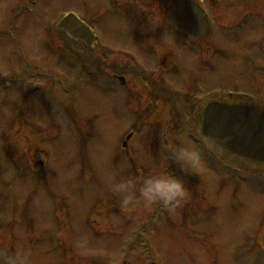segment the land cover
I'll return each mask as SVG.
<instances>
[{
	"label": "rangeland",
	"instance_id": "1",
	"mask_svg": "<svg viewBox=\"0 0 264 264\" xmlns=\"http://www.w3.org/2000/svg\"><path fill=\"white\" fill-rule=\"evenodd\" d=\"M176 1L150 13L148 0H0V257L264 264V175L245 181L213 159L186 105L227 90L264 100V0H202L211 33L188 46L165 23ZM72 10L101 35L88 66L85 45L56 29ZM181 147L199 150L196 169L176 159ZM161 166L190 199L172 214L123 211L108 177Z\"/></svg>",
	"mask_w": 264,
	"mask_h": 264
},
{
	"label": "water",
	"instance_id": "2",
	"mask_svg": "<svg viewBox=\"0 0 264 264\" xmlns=\"http://www.w3.org/2000/svg\"><path fill=\"white\" fill-rule=\"evenodd\" d=\"M167 23L188 34L193 41L204 38L210 30L202 8L191 0L170 9ZM56 28L84 40L90 48L95 41L90 28L74 14L63 18ZM194 127L211 153L226 166L249 175L264 173L263 101L237 99L232 95L209 98L196 108Z\"/></svg>",
	"mask_w": 264,
	"mask_h": 264
},
{
	"label": "clouds",
	"instance_id": "3",
	"mask_svg": "<svg viewBox=\"0 0 264 264\" xmlns=\"http://www.w3.org/2000/svg\"><path fill=\"white\" fill-rule=\"evenodd\" d=\"M175 157L187 168L196 169L200 159L195 147H181L175 150ZM109 191L118 198L123 211L131 213L139 208L159 206L172 214L180 209L189 199L190 190L185 181L164 167L153 168L143 176L129 175L127 178L108 177ZM0 264H31L30 255L23 250L14 254H4Z\"/></svg>",
	"mask_w": 264,
	"mask_h": 264
},
{
	"label": "flooded vegetation",
	"instance_id": "4",
	"mask_svg": "<svg viewBox=\"0 0 264 264\" xmlns=\"http://www.w3.org/2000/svg\"><path fill=\"white\" fill-rule=\"evenodd\" d=\"M154 1L155 0H148V4H149V6H148V9H149V12L151 13V9L153 8L152 6H153V4H154ZM234 1H236V0H234ZM240 3H243V6H244V8H241V9H249V6H248V3H249V0H239L238 2H237V4H239L240 5ZM233 4V3H232ZM234 5V4H233ZM248 6V7H247ZM242 7V6H241ZM218 9H219V7H218ZM230 9H232V6H230ZM248 12L250 11V10H247ZM247 12V13H248ZM236 13H238V15H239V13H241V11H239V12H236ZM247 17V16H246ZM245 17V18H246ZM243 18V17H242ZM242 18L241 19H239L238 21H236L237 23H235V26H230L231 28H233V27H240L241 26V24L240 23H242L241 21H242ZM247 19V18H246ZM246 19H245V21H246ZM224 23H222L221 25L222 26H224L223 25ZM240 25V26H239ZM170 30H173V28L172 27H170V26H167ZM139 28V27H138ZM167 28V29H168ZM211 32V31H210ZM138 33H140V30L138 29ZM184 42L185 43H188V41L187 40H185L184 39ZM166 57V56H165ZM169 62H171V60L169 61ZM156 63V62H155ZM157 65H156V67H159V68H161V69H164L165 67L167 68V60H164V61H162V60H158V62L156 63ZM170 67H171V65H170ZM136 68V67H135ZM139 69V68H138ZM113 76V78H116L117 79V77H119V75L118 74H114V75H112ZM127 82V81H126ZM242 92H244V93H246L247 91H243V90H241ZM186 104V103H185ZM187 106H189V107H191V108H193V104H186Z\"/></svg>",
	"mask_w": 264,
	"mask_h": 264
}]
</instances>
